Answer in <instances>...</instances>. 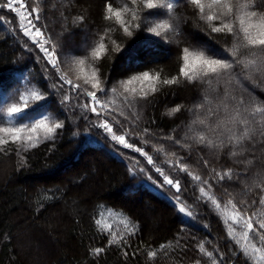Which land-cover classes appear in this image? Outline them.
Returning <instances> with one entry per match:
<instances>
[{
    "label": "trees",
    "instance_id": "obj_1",
    "mask_svg": "<svg viewBox=\"0 0 264 264\" xmlns=\"http://www.w3.org/2000/svg\"><path fill=\"white\" fill-rule=\"evenodd\" d=\"M5 2L0 0V5ZM103 2L24 0L29 11L31 7L42 9L37 26L46 32V36L56 40L62 33L61 50L65 53L61 57L64 61L62 71L68 72L73 55H85L92 33L105 25ZM255 3L257 7L253 10L264 12V0H255ZM178 14L189 17V22L181 25L188 42L195 44L209 40L205 35L206 26L192 15L190 7H179ZM0 16L4 17L0 22V102H14L9 96L18 87L35 86L51 94L46 97L47 103L34 112L26 113V117L35 115L38 118L39 112L57 115L59 110L58 118L66 121L64 129L52 141H44L27 152L20 149L19 154V145L16 144H9L0 151V264H149L145 249H157L162 243L167 247L159 252L154 264H195L197 259L201 264H209V258L199 252L201 241L206 250L213 251L217 264L221 253L227 258L226 264H245L241 228L237 226L235 236L228 237L223 222L225 217L209 202L196 200L201 185L194 182L187 172L179 173L178 178L181 180L182 201L194 213L193 217L179 213L172 198L175 190L169 186L160 187L163 178L157 179L158 173L153 175L156 184L147 176L154 173L155 166H160L170 177L176 178L167 161L175 163L178 156L183 157L188 171L208 178L213 185L208 190L224 204L229 195L212 181L211 169L223 171L232 168L244 172L247 168V181L241 180L229 191L236 201L246 199L250 203L251 194L244 196L241 190L245 182L252 185L255 175L264 172V143L258 142L255 148L249 144L250 150L244 155L230 158L226 153L191 142L190 134H186L192 116L183 109L172 116L167 115L168 109L177 104L185 109L191 107L203 91L199 84L183 82L165 87L147 100L140 101L138 108L132 109L139 116L138 121L131 112L125 113L127 119L117 116L123 124L118 134L127 132L129 143L135 141L136 147L143 146V150L153 156L155 165H148L140 153L105 139L102 129L90 127L89 120L96 121L95 114L72 109L71 104L86 103L85 98L71 101L69 110H62V94L51 88L59 80L56 70L47 63L31 38L23 34L17 13L0 7ZM77 16H83L84 22L74 26ZM120 35V42L124 44L122 52L110 53L99 63L100 71L110 75L112 83L108 85L109 89L128 75L147 68H162L170 75L177 73L179 48L174 42L165 44L146 31H138L132 37ZM70 36L75 45H79L81 40L83 45L73 48L68 42ZM210 42L221 49L233 43L231 39L225 42L222 36H213ZM137 63L146 67L137 68ZM68 74L75 81V75ZM259 84L264 88V81ZM134 86L139 87L138 84ZM64 88V94L74 95L69 92V86L64 85ZM255 95L264 99V92L259 89ZM109 98L115 99L111 94L101 97L102 100ZM116 110L119 112V107ZM133 122L135 128L132 127ZM9 126L18 124L15 120L0 124V127ZM144 128L150 129L149 135H143ZM167 135L184 138L185 142L191 143V151L170 145L163 139ZM143 139L148 143L142 144ZM255 139L260 141L258 135ZM161 146L163 150L156 152L155 149ZM201 157L209 161L208 168L203 166ZM134 166L137 173L131 174L129 168ZM141 167L146 169L143 175L138 172ZM147 169H152V172ZM260 208L257 201L249 215ZM95 219H103L111 225L109 231H102L95 224ZM125 219L139 231L128 239V246L123 250L121 246H109L110 232L125 231L122 223ZM92 248H105V251L93 257L89 255ZM123 251H127V258ZM247 264H264V261L252 255Z\"/></svg>",
    "mask_w": 264,
    "mask_h": 264
},
{
    "label": "snow or ice",
    "instance_id": "obj_2",
    "mask_svg": "<svg viewBox=\"0 0 264 264\" xmlns=\"http://www.w3.org/2000/svg\"><path fill=\"white\" fill-rule=\"evenodd\" d=\"M0 7L19 13V26L23 34L31 38L44 54L47 63L56 70L59 80L52 84L51 88L62 94L60 99L62 110L68 111L71 101L85 98L86 103L71 104L72 109H82L85 113L95 114L99 123L89 120L90 127L102 129L105 139L140 153L146 158L148 165H155L153 156L145 152L143 146L136 147L135 141L129 143L126 139L127 132L118 134L123 129V124L117 116L127 119L125 113L131 112L138 121L139 116L132 112V109L138 108L140 101L147 100L165 87L183 82L199 84L203 91L191 107L185 109L183 105L177 104L168 109L167 115L172 116L183 109L192 116L186 134H190L191 142L218 153H226L230 158L244 155L250 150L249 144L255 148L258 142L264 143V99L255 95L257 89L264 92V88H260L259 84L264 81V12L253 10L257 7L255 0H104L102 18L106 23L92 33V39L87 43L83 57L72 56L68 72L61 70V64L64 62L61 57L65 56L61 50L62 33L53 40L52 36H46V32L37 26L41 19L40 7H31L29 11L24 0H6ZM179 7L192 9V15L206 26L205 35L209 40L195 44L187 41L181 25H186L189 17H181L178 14ZM3 20L4 17L0 16V22ZM83 22L84 17L77 16L73 24L78 26ZM138 31L151 33L165 44L174 42L179 48L178 71L170 75L162 68H147L128 75L126 79L120 80L116 86L109 89L108 85L112 83L110 75L100 71L99 63L110 53L122 52L124 44L120 42L122 39L120 33L132 37ZM213 36H222L225 42L231 39L233 43L227 48H217L210 42ZM182 44L184 46L180 47ZM135 67L146 66L137 63ZM69 72L75 75V81L69 78ZM28 84H31V81ZM137 84L139 87L134 86ZM64 85L69 86V92L74 95L64 94ZM50 94L38 90L35 86L24 85L23 89L19 87L14 89L9 96L14 102H0V124L5 121L11 123L13 120L18 124L0 127V151H4L9 144H16L19 145L18 154L20 149L27 152L44 141L54 140L60 134L66 121L58 118L59 110L57 115L39 112L38 118L35 115L26 117V113L34 112L47 103L46 97ZM110 94L115 99H101L109 97ZM117 107L119 112L116 110ZM257 116L260 117L259 120L256 119ZM85 118L88 119L87 116ZM114 125L117 127L114 128ZM132 127L135 128V122L132 123ZM149 134L150 129L144 128L143 135ZM257 135L260 141L255 139ZM163 139L170 145L191 151V143L185 142L184 138L167 135ZM146 143L148 141L143 139L142 144ZM162 150V146L155 149L156 152ZM172 155L175 156L176 153ZM183 159L178 156L175 163L167 161L176 178L170 177L162 167L155 166L154 173L148 175L147 179L156 184L153 175L158 173L157 179L163 178L160 187L169 186L170 189L176 190L172 198L179 213L193 217L194 213L182 201L181 180L178 178L179 173L187 172L194 182L201 185L200 195L196 200L209 202L210 206L225 217L223 222L228 237L235 236L237 226L243 229L242 236L246 241L242 246L245 264L252 255L264 261V172L255 175L252 185L246 182L243 185L241 194L252 196L249 203L246 199L236 201L229 191L237 187L241 180L247 181V168L244 172L232 168L223 171L211 169L212 181L223 187L229 195V199L222 204L220 199L208 190L213 186L209 179L188 171ZM201 159L203 166L208 168L209 161L202 157ZM136 163L138 165L139 161ZM147 171L152 172V169ZM129 172L136 174L137 168L130 167ZM138 172L143 175L146 169L141 167ZM257 201L261 208L249 215V210ZM122 223L125 231L110 232L108 245L121 246L123 250L124 246H128V239L139 229L127 219ZM95 224L104 232L111 228L103 219H95ZM251 241H257L261 246L258 247L257 243ZM166 247L167 245L162 243L157 249H145L149 264H154L159 252ZM198 249L203 257L209 258V264H217L213 251L206 250L203 241L199 243ZM104 251L105 248H92L89 255L98 257ZM123 255L127 258V251H123ZM226 261L227 258L221 253L219 264H226ZM195 264H201V260L197 259Z\"/></svg>",
    "mask_w": 264,
    "mask_h": 264
},
{
    "label": "rangeland",
    "instance_id": "obj_3",
    "mask_svg": "<svg viewBox=\"0 0 264 264\" xmlns=\"http://www.w3.org/2000/svg\"><path fill=\"white\" fill-rule=\"evenodd\" d=\"M16 7H19V5H16ZM17 15L19 16V13H17ZM25 15H27V13H25ZM68 42H69V44H70L71 46H73V48H78V46L80 47V46H82L83 43H84V41L81 40L80 43H79V45H75V44L73 43V40H72V37H71V36L69 37ZM242 231H243V229H241V237H242V239H243V244H242V246H243V245L246 244V241L244 240V238H243V236H242Z\"/></svg>",
    "mask_w": 264,
    "mask_h": 264
},
{
    "label": "bare ground",
    "instance_id": "obj_4",
    "mask_svg": "<svg viewBox=\"0 0 264 264\" xmlns=\"http://www.w3.org/2000/svg\"><path fill=\"white\" fill-rule=\"evenodd\" d=\"M252 243H257V241H251ZM257 246L258 247H260L261 245H259L258 243H257Z\"/></svg>",
    "mask_w": 264,
    "mask_h": 264
},
{
    "label": "water",
    "instance_id": "obj_5",
    "mask_svg": "<svg viewBox=\"0 0 264 264\" xmlns=\"http://www.w3.org/2000/svg\"><path fill=\"white\" fill-rule=\"evenodd\" d=\"M175 190V189H174ZM176 191V190H175Z\"/></svg>",
    "mask_w": 264,
    "mask_h": 264
}]
</instances>
